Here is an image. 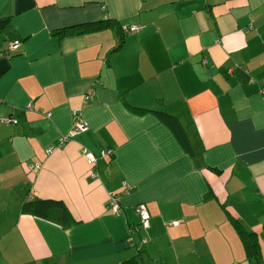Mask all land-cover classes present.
Masks as SVG:
<instances>
[{
    "label": "crops",
    "instance_id": "0c3cea01",
    "mask_svg": "<svg viewBox=\"0 0 264 264\" xmlns=\"http://www.w3.org/2000/svg\"><path fill=\"white\" fill-rule=\"evenodd\" d=\"M0 18V264H264V0H0ZM98 21L115 27L77 32Z\"/></svg>",
    "mask_w": 264,
    "mask_h": 264
},
{
    "label": "trees",
    "instance_id": "16d2710c",
    "mask_svg": "<svg viewBox=\"0 0 264 264\" xmlns=\"http://www.w3.org/2000/svg\"><path fill=\"white\" fill-rule=\"evenodd\" d=\"M8 23V19L7 18H0V31L7 25ZM86 25L87 28L81 31H77V32H86V31H95L98 30L100 28L103 27H115L114 23L108 22V21H98V22H92V23H85L82 24L81 26ZM75 26H71V27H64L62 29H60V31H54L53 34L54 35H60V36H64L70 32H73ZM138 110L140 112H145V111H149L147 109H140L138 108ZM159 114H161V119L164 121L165 124H167L169 127H171V129L179 136H177V139L180 143H182L184 145V142L182 140V137L184 140H186V138L183 136L184 133H179L180 131V127L179 124L177 122V120H174L172 117L168 116L167 114H164L162 112H160ZM31 204L32 210H34L35 212H38L40 214H44L47 215V210H51L52 206L56 205V203L54 201H38L35 203H29ZM59 205H61L59 203ZM47 209V210H46ZM233 224L235 225L240 237L242 238L244 245H245V250L247 253V256L249 258H254L256 255H258V244H257V240H256V236L253 232H247L238 222H236L235 220L232 221ZM254 256V257H253ZM256 259V258H254Z\"/></svg>",
    "mask_w": 264,
    "mask_h": 264
},
{
    "label": "built area",
    "instance_id": "2783aa9c",
    "mask_svg": "<svg viewBox=\"0 0 264 264\" xmlns=\"http://www.w3.org/2000/svg\"><path fill=\"white\" fill-rule=\"evenodd\" d=\"M141 26L136 25V24H130L128 26H123V28L121 29L123 34H134L138 31H140ZM18 43L17 42H12L8 45L9 49H14L16 47H18ZM262 94H264V87L261 90ZM79 112L74 111L73 112V117L75 118L74 124H73V130L78 132V131H84L88 128V123L87 121H85L84 119H82L80 117V113ZM1 121L3 122H16L15 119L13 118H9V117H5V118H1ZM68 140V136H61L58 138L57 144L55 146L51 145L48 146L46 149L47 153H50L56 146L61 147L65 144V142ZM106 152H102V153H107ZM83 154L85 155V157L87 158V160L91 163H96L97 161V157L89 150L87 149H83ZM35 167V168H40V164L39 163H34L31 165V167ZM95 167V165L93 166ZM118 195L116 194H109L108 197V201H107V209L109 211H112L114 213L119 211V200H118ZM136 210L139 216V220H140V225L142 227H147L148 226V218H149V213L147 211V208L145 206V204L140 203L136 205ZM145 241V239H143Z\"/></svg>",
    "mask_w": 264,
    "mask_h": 264
}]
</instances>
